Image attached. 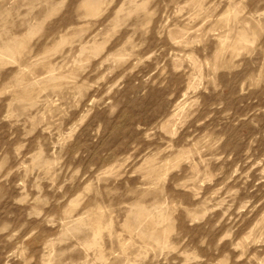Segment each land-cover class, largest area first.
<instances>
[{"label": "rangeland", "instance_id": "374dc122", "mask_svg": "<svg viewBox=\"0 0 264 264\" xmlns=\"http://www.w3.org/2000/svg\"><path fill=\"white\" fill-rule=\"evenodd\" d=\"M0 264H264V0H0Z\"/></svg>", "mask_w": 264, "mask_h": 264}]
</instances>
